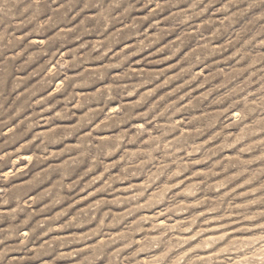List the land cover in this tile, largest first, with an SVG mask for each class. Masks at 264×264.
Returning <instances> with one entry per match:
<instances>
[{"label":"rangeland","instance_id":"1","mask_svg":"<svg viewBox=\"0 0 264 264\" xmlns=\"http://www.w3.org/2000/svg\"><path fill=\"white\" fill-rule=\"evenodd\" d=\"M0 264H264V0H0Z\"/></svg>","mask_w":264,"mask_h":264}]
</instances>
